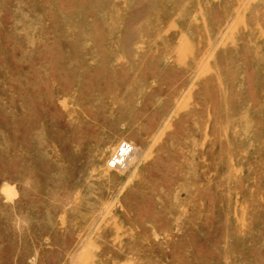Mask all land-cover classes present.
<instances>
[{
  "label": "rangeland",
  "instance_id": "374dc122",
  "mask_svg": "<svg viewBox=\"0 0 264 264\" xmlns=\"http://www.w3.org/2000/svg\"><path fill=\"white\" fill-rule=\"evenodd\" d=\"M0 264H264V0H0Z\"/></svg>",
  "mask_w": 264,
  "mask_h": 264
},
{
  "label": "built area",
  "instance_id": "2783aa9c",
  "mask_svg": "<svg viewBox=\"0 0 264 264\" xmlns=\"http://www.w3.org/2000/svg\"><path fill=\"white\" fill-rule=\"evenodd\" d=\"M134 150V144L126 139H122L118 142L116 148L108 157L106 164L109 168L121 170L124 169L127 164L131 153Z\"/></svg>",
  "mask_w": 264,
  "mask_h": 264
},
{
  "label": "bare ground",
  "instance_id": "6f19581e",
  "mask_svg": "<svg viewBox=\"0 0 264 264\" xmlns=\"http://www.w3.org/2000/svg\"><path fill=\"white\" fill-rule=\"evenodd\" d=\"M134 152H135V147H134V150H133V152L131 153V155H130V157H129L128 162L133 158V156H134Z\"/></svg>",
  "mask_w": 264,
  "mask_h": 264
}]
</instances>
